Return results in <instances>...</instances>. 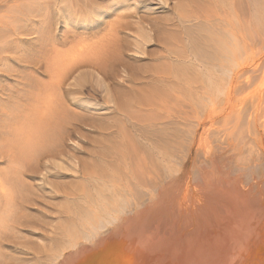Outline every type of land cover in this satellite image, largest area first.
Segmentation results:
<instances>
[{
  "label": "bare ground",
  "instance_id": "6f19581e",
  "mask_svg": "<svg viewBox=\"0 0 264 264\" xmlns=\"http://www.w3.org/2000/svg\"><path fill=\"white\" fill-rule=\"evenodd\" d=\"M120 8L131 12L104 21L105 14ZM157 9L166 10L169 20L166 27L157 25L158 54L146 48L155 26L147 12ZM175 11L177 19L170 15ZM263 12L264 0H0V162L5 158L12 164L0 173V222L12 214L7 205L15 195L21 207L30 199L22 183L24 170L40 172L71 161L74 155L66 144L76 122L88 117L83 119V109L108 112L113 104V117L125 112L132 124L120 118L112 129L114 123H106L110 137L97 141L87 163L79 161L83 182L75 183L81 190L71 200L60 242L95 233L112 211L125 206V194L139 187L144 173L166 172L171 155L186 148L187 95L222 94L237 87L236 60L242 53L237 30L248 31L253 21L259 25ZM26 44L34 47L31 56L37 51L48 56L42 69L26 60ZM126 52L151 58L142 70L125 60ZM106 78L119 84L110 85ZM141 89L153 96L138 98ZM127 93L133 101L137 97V107L129 99L132 108L122 112ZM144 106L155 112L145 123L140 120L148 117L147 110L140 117ZM5 255L0 247V262Z\"/></svg>",
  "mask_w": 264,
  "mask_h": 264
},
{
  "label": "rangeland",
  "instance_id": "374dc122",
  "mask_svg": "<svg viewBox=\"0 0 264 264\" xmlns=\"http://www.w3.org/2000/svg\"><path fill=\"white\" fill-rule=\"evenodd\" d=\"M106 2L110 0H103ZM137 6L141 14L145 13L143 4ZM164 11L147 12L155 26L153 40L146 48L157 54L162 47L157 25L166 27L169 21L164 19ZM121 12L131 11L111 10L104 21L114 22ZM170 15L177 19V11ZM263 21L259 25L253 21L248 31L241 27L237 30L238 44L243 49L236 60L240 77L235 90L202 94L207 100H201L200 94L187 95L188 141L184 150L178 149L171 155L169 170L144 173L139 187L125 194V206L112 211L95 233L60 242L68 223V210L73 206L71 200L81 190L75 183L83 182L79 161L87 163L97 141L110 137L106 133L111 129H104L106 123L109 126L114 123L112 129L118 125V119H124V125L127 121L132 124L126 121L128 115L123 111L132 108L131 101L133 108L137 107V97L133 101L129 93L122 95L121 100L127 106H123L121 117H113L116 111L113 104L108 112L83 109L86 112L83 119L88 117L76 122L72 141L66 144L74 158L61 161L58 167L50 164L48 170L40 172L24 170L21 175L30 199L21 207V198L15 195L7 205L12 214L0 222L7 227L0 226V247L6 254L0 264H49L56 257V264H264ZM27 44L24 48L29 53L34 47ZM47 57L45 52L37 51L32 56L26 55V60L32 59L42 69ZM124 58L143 70L151 57L138 58L126 52ZM105 81L119 84L110 78ZM141 90L137 92L138 98L146 96L149 100L147 94L153 96L149 90ZM144 107L140 117L146 110L154 116L145 112L149 119L143 116L140 118L143 123L155 117L154 111ZM102 117L105 119L100 120ZM120 134H117L119 141ZM11 165L2 159L0 173L4 175ZM67 181L74 184L67 186Z\"/></svg>",
  "mask_w": 264,
  "mask_h": 264
},
{
  "label": "snow or ice",
  "instance_id": "6c2138e0",
  "mask_svg": "<svg viewBox=\"0 0 264 264\" xmlns=\"http://www.w3.org/2000/svg\"><path fill=\"white\" fill-rule=\"evenodd\" d=\"M101 3H103V0H100Z\"/></svg>",
  "mask_w": 264,
  "mask_h": 264
}]
</instances>
